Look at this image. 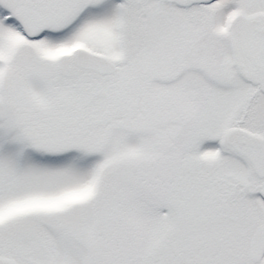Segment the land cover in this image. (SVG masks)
I'll return each instance as SVG.
<instances>
[{
    "label": "snow or ice",
    "instance_id": "snow-or-ice-1",
    "mask_svg": "<svg viewBox=\"0 0 264 264\" xmlns=\"http://www.w3.org/2000/svg\"><path fill=\"white\" fill-rule=\"evenodd\" d=\"M0 264H264V0H0Z\"/></svg>",
    "mask_w": 264,
    "mask_h": 264
}]
</instances>
